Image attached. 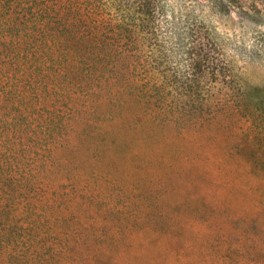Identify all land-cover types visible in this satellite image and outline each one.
I'll return each mask as SVG.
<instances>
[{"label":"rangeland","instance_id":"1","mask_svg":"<svg viewBox=\"0 0 264 264\" xmlns=\"http://www.w3.org/2000/svg\"><path fill=\"white\" fill-rule=\"evenodd\" d=\"M222 11L254 41L219 35L237 102L189 123L138 102L61 109L31 204L0 213V264H264V9Z\"/></svg>","mask_w":264,"mask_h":264},{"label":"trees","instance_id":"2","mask_svg":"<svg viewBox=\"0 0 264 264\" xmlns=\"http://www.w3.org/2000/svg\"><path fill=\"white\" fill-rule=\"evenodd\" d=\"M189 2L200 14L186 10L177 31L167 0H0V213L31 204L35 149L63 132L61 109L83 101L99 117L102 104L138 102L189 123L237 102V73L202 14L264 0Z\"/></svg>","mask_w":264,"mask_h":264},{"label":"clouds","instance_id":"3","mask_svg":"<svg viewBox=\"0 0 264 264\" xmlns=\"http://www.w3.org/2000/svg\"><path fill=\"white\" fill-rule=\"evenodd\" d=\"M167 7L169 9L167 20L169 22L172 21L173 14L179 17L180 14L186 10H191L193 8L197 10V14H200L199 6L194 2L181 4L179 0H167ZM202 19H204L205 23H208L210 26H214L216 33H218L225 41H235L237 44L241 41H245L249 48L253 47L254 41L250 37H246L244 32L238 26H234L233 22L238 20L235 11L232 12V20L229 21L227 18L221 19L218 15L210 16L209 7L205 6ZM261 31H264V27L261 28ZM224 51L229 58L235 57L237 63H240L239 57L236 56L231 48H225Z\"/></svg>","mask_w":264,"mask_h":264}]
</instances>
